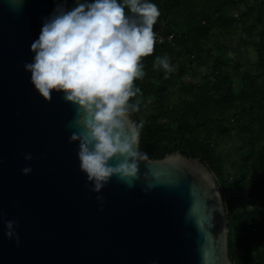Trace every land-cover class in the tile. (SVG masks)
<instances>
[{"label": "water", "instance_id": "95a60500", "mask_svg": "<svg viewBox=\"0 0 264 264\" xmlns=\"http://www.w3.org/2000/svg\"><path fill=\"white\" fill-rule=\"evenodd\" d=\"M57 2L26 0L19 13L0 2V264H233L223 194L200 156L140 155L133 187L113 176L91 190L69 143L75 106L55 91L45 101L23 68ZM10 219L19 244L4 235Z\"/></svg>", "mask_w": 264, "mask_h": 264}, {"label": "trees", "instance_id": "16d2710c", "mask_svg": "<svg viewBox=\"0 0 264 264\" xmlns=\"http://www.w3.org/2000/svg\"><path fill=\"white\" fill-rule=\"evenodd\" d=\"M150 2L160 10L153 31L174 37L156 40L134 81L140 154L200 156L228 211L230 259L264 264V0ZM164 54L174 68L167 78L152 67Z\"/></svg>", "mask_w": 264, "mask_h": 264}, {"label": "clouds", "instance_id": "9594fccd", "mask_svg": "<svg viewBox=\"0 0 264 264\" xmlns=\"http://www.w3.org/2000/svg\"><path fill=\"white\" fill-rule=\"evenodd\" d=\"M0 2L19 13L26 0ZM66 3L58 0L42 18L39 35L30 44L33 56L23 68L45 101H51L55 91L75 106L67 125L74 129L69 143L78 142L79 169L91 182V190L100 192L113 176L131 188L140 178L141 154L136 145L143 122L131 120V114L139 111V101L130 100L141 93L134 81L145 76L142 58L154 52L153 26L160 10L150 0H82L71 8ZM152 67L162 69L165 78L174 71L167 54L155 57ZM117 154L123 159L112 164ZM23 156L32 159L30 152ZM31 171V165L21 169L25 175ZM151 187L149 183L144 190ZM16 223L3 221L4 235L19 244Z\"/></svg>", "mask_w": 264, "mask_h": 264}, {"label": "built area", "instance_id": "2783aa9c", "mask_svg": "<svg viewBox=\"0 0 264 264\" xmlns=\"http://www.w3.org/2000/svg\"><path fill=\"white\" fill-rule=\"evenodd\" d=\"M156 33V40L158 42H163V41H167V42H171L172 38L174 37V33H169V34H161L158 31H155Z\"/></svg>", "mask_w": 264, "mask_h": 264}]
</instances>
